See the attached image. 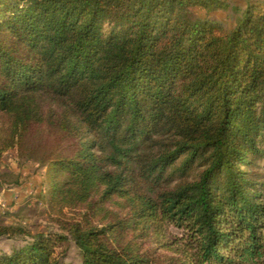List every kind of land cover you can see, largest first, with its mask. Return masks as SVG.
Here are the masks:
<instances>
[{"label": "trees", "instance_id": "16d2710c", "mask_svg": "<svg viewBox=\"0 0 264 264\" xmlns=\"http://www.w3.org/2000/svg\"><path fill=\"white\" fill-rule=\"evenodd\" d=\"M11 150L80 219H0L24 242L0 264H71L68 242L80 264H264V0H0V166Z\"/></svg>", "mask_w": 264, "mask_h": 264}, {"label": "rangeland", "instance_id": "374dc122", "mask_svg": "<svg viewBox=\"0 0 264 264\" xmlns=\"http://www.w3.org/2000/svg\"><path fill=\"white\" fill-rule=\"evenodd\" d=\"M227 1L245 7L247 0ZM229 12L231 13V10ZM215 16L223 20L228 27L234 24L227 12H217ZM35 137L53 138L46 129L38 130ZM38 158L39 156L32 158L27 155L21 156L16 150L4 154L0 166V219L6 225L23 226L33 235L41 233L66 235L65 223L79 220L80 213L71 209H65L61 213L58 209L50 207L47 166L40 163ZM167 235L168 238L173 239L181 236L182 232L170 226ZM21 244H24L21 239H0V250L9 252L14 245ZM58 252L65 254V261L68 263L81 262L80 252L73 242L66 243ZM159 254L185 259L181 253L167 250L160 249ZM163 264L167 263L163 262Z\"/></svg>", "mask_w": 264, "mask_h": 264}]
</instances>
